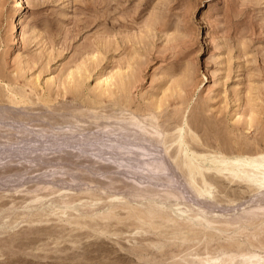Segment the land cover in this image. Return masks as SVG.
I'll return each mask as SVG.
<instances>
[{"label":"rangeland","instance_id":"obj_1","mask_svg":"<svg viewBox=\"0 0 264 264\" xmlns=\"http://www.w3.org/2000/svg\"><path fill=\"white\" fill-rule=\"evenodd\" d=\"M140 120L215 215L93 143ZM257 194L264 0H0V264H261L264 213L225 218Z\"/></svg>","mask_w":264,"mask_h":264},{"label":"bare ground","instance_id":"obj_2","mask_svg":"<svg viewBox=\"0 0 264 264\" xmlns=\"http://www.w3.org/2000/svg\"><path fill=\"white\" fill-rule=\"evenodd\" d=\"M19 21H21L20 19H19ZM21 23V22H20ZM20 25V24H19ZM18 27V26H17ZM6 106V105H5ZM138 116V115H137ZM141 118V117H140ZM148 118V117H147ZM109 125H111V124H109ZM147 125H149V123L146 121V120H140V122H136V121H134V129H132V130H130V131H128L127 133H125V132H119V131H117V129L115 130V129H106V130H101L92 140H93V143H101V145L103 146V147H105V148H119V149H122V150H131V151H134V165H131V167L133 168L134 167V169H139L141 166H143V165H146V164H148L150 161L151 162H153V161H155V162H157V163H161V164H163L164 166H166V167H168V169H170L171 171L170 172H172L173 173V175H175V177H176V179H177V183H176V188L178 189V192H179V194H180V196H181V202H183L185 205L184 206H186V207H189L188 209L190 210V209H192V211L193 210H196V211H199V212H201V214L203 215V217L204 218H206V219H208V218H210V217H212V214H214V213H212V211H210V209H208V207L202 202L201 204H203V205H200V202H198V201H196L195 199H197V198H195V196L191 193V194H189L188 192H187V189L188 188H186V187H184V186H186V184L184 183V182H182L183 181V179H185L184 177L182 178V176H181V174H179L178 172H176V170H175V164L172 162V159H171V157H170V155H169V153H168V151H167V148L165 147V142H164V133H162L161 131H157V135L156 136H159L160 138L156 141V140H154V139H152V138H150L149 136L150 135H152L148 130H147ZM106 126V125H105ZM126 126V125H125ZM26 127H27V125H26ZM109 127V126H108ZM111 127H113V126H111ZM189 132V131H188ZM75 135V134H74ZM37 136V135H36ZM67 137V136H66ZM65 135H64V140H65ZM70 137H72V136H70ZM80 138V137H79ZM92 138V137H91ZM43 139V138H42ZM56 139V138H55ZM60 139V138H59ZM58 139V140H59ZM63 138H61L60 140L61 141H63L62 140ZM69 138H67L66 139V144H67V142L70 140H68ZM73 138H71V140H72ZM37 140V139H36ZM181 140L182 141H184V138H183V136H181ZM43 141V140H42ZM61 141H59V142H61ZM91 141V140H90ZM89 141V142H90ZM95 141V142H94ZM71 142V141H70ZM70 142H68V143H70ZM92 142V141H91ZM62 143V142H61ZM84 143V142H83ZM85 143H86V141H85ZM93 143H92V145H93ZM63 144V143H62ZM61 144V145H62ZM74 144H75V142H74ZM77 144V143H76ZM89 144V143H88ZM59 145V144H58ZM64 145V144H63ZM69 145V144H68ZM95 145H97V144H95ZM100 145V146H101ZM67 146V145H66ZM69 146H71V145H69ZM101 146V147H102ZM97 148H99V147H97ZM21 149V148H20ZM51 149V148H50ZM22 150V149H21ZM82 150V149H81ZM86 150V149H85ZM88 150V149H87ZM86 150V151H87ZM116 149H114V151H115ZM64 151V150H63ZM100 152V151H99ZM113 152V151H112ZM122 152V151H121ZM116 153V152H115ZM100 154V153H99ZM104 155V154H103ZM117 155V154H116ZM102 156V155H101ZM104 157V156H103ZM133 159V158H132ZM243 160V159H242ZM209 161V160H208ZM212 161V163H214L215 162V160H211ZM214 161V162H213ZM221 161V160H220ZM230 161H231V159H230ZM229 161V162H230ZM35 162V161H34ZM217 162V161H216ZM243 162V161H242ZM245 162V161H244ZM250 162V161H249ZM249 162H248V164H249ZM254 162V161H253ZM219 163V162H218ZM220 163H223V162H220ZM255 163H257V162H255ZM209 164H210V162H209ZM228 164V163H227ZM226 164V165H227ZM207 165V164H206ZM229 165V164H228ZM244 165V164H243ZM216 166V165H215ZM234 166V165H233ZM261 166V165H260ZM158 167V166H157ZM241 167V166H240ZM243 167V166H242ZM148 168H149V166H148ZM218 168H220L221 169V167H218ZM237 169V168H236ZM219 170V169H218ZM227 170V169H226ZM222 171V170H221ZM224 171V170H223ZM230 172V171H229ZM241 172V171H240ZM247 172V171H246ZM145 174V173H144ZM240 174V173H239ZM238 174V175H239ZM246 175H247V173H246ZM147 176V175H146ZM135 177V176H134ZM139 177V176H138ZM237 178V177H236ZM235 178V179H236ZM245 182V181H244ZM188 185V184H187ZM258 191V190H257ZM256 191V192H257ZM138 193V192H137ZM260 193V192H259ZM258 193V194H259ZM136 194V193H135ZM134 194V196H137L138 194H136L135 195ZM185 194H188L189 195V198L191 199V200H189V199H187L188 197H186V196H184ZM256 195V197H253V199L251 200V201H249V204L248 205H244V206H241V207H238V208H236V209H234V210H232V211H228V214L225 216V218H229V219H233L234 217H242V219H243V221H244V219H246V218H250V216H258L259 214H260V212H263L264 213V196H263V194H260V195ZM261 195L263 196V198H261ZM164 196V195H163ZM170 196V195H169ZM175 197L176 195H172V197ZM138 197V196H137ZM166 197L167 196H164V199H166ZM171 197V196H170ZM170 197H168L169 199H171ZM173 197V198H174ZM179 197V196H178ZM191 197H193V199L191 198ZM135 198V197H134ZM160 199H163V197L161 196V197H159ZM158 198V199H159ZM176 198V197H175ZM131 199V198H130ZM155 200V199H154ZM157 200V199H156ZM135 201V200H134ZM137 201V200H136ZM176 201V200H175ZM141 202V201H140ZM139 201H138V203H140ZM153 202V201H152ZM155 202V201H154ZM41 203H43V202H41ZM49 203V202H48ZM136 203V205H137V202H135ZM151 203V202H150ZM148 204V206H146L145 205V202H143V204H144V206H146L147 208H148V213L151 215V213H153V212H158L157 210L159 209V205L161 206V207H163L162 205H163V203H161L160 202V204L159 205H157V204ZM206 203V202H205ZM164 204H166V203H164ZM141 206H142V204H140ZM50 206V205H49ZM168 206V205H167ZM76 207V206H75ZM160 207V208H161ZM222 207V206H221ZM141 208V207H140ZM165 208V207H164ZM211 208H213V207H211ZM145 209V212L144 211H142V212H144V215H145V213H146V208H144ZM106 210V209H105ZM222 210V209H221ZM191 211V212H192ZM217 211V210H216ZM220 211V210H219ZM221 212V211H220ZM219 212V213H220ZM147 213V214H148ZM158 213H162L161 211H159ZM177 213V212H176ZM193 213V212H192ZM198 212H196V214H197ZM218 212L216 213V215L218 214V215H222V214H219ZM146 214V215H147ZM148 214V215H149ZM157 214V213H156ZM182 214V213H181ZM184 214V213H183ZM153 215V214H152ZM155 215V214H154ZM193 215V214H192ZM198 215V214H197ZM200 215V214H199ZM198 215V216H199ZM215 215V214H214ZM160 216V215H159ZM184 216H186V215H184ZM196 216V215H195ZM152 217V216H151ZM158 217V216H157ZM202 217V216H201ZM200 217V218H201ZM202 217V218H203ZM214 217V216H213ZM264 217V216H263ZM142 218H144L143 216H142ZM155 218V217H154ZM200 219V220H202V222H204L203 221V219ZM252 218V217H251ZM254 218V217H253ZM190 219V218H189ZM194 219V218H193ZM196 219V218H195ZM217 219V218H216ZM216 219H214V220H216ZM153 220V219H152ZM192 220V219H191ZM196 220H198V219H196ZM221 220V221H220ZM251 220V219H250ZM147 221V220H146ZM206 221H208V220H206ZM219 221H220V223L222 222V219H219ZM218 221V219H217V222H219ZM224 221V220H223ZM237 221V220H236ZM235 220H233V222H234V224H235V222H236ZM241 221V220H240ZM209 223H211V222H209ZM214 223V222H213ZM212 223V224H213ZM225 223H227V222H225ZM263 223V222H262ZM205 224H207V223H205ZM240 224V223H239ZM241 224H243V222L241 223ZM253 224V223H252ZM252 224L251 225H249V226H252ZM204 225V224H203ZM214 225V224H213ZM245 225V224H244ZM255 225V223L253 224V226ZM217 226V225H216ZM263 226V225H262ZM261 226V227H262ZM209 227H211L210 225H209ZM235 228V226H232V228ZM213 228V227H212ZM215 228V227H214ZM247 228H248V226H247ZM216 229V228H215ZM229 229V228H228ZM251 229V228H250ZM235 230V229H234ZM252 231V230H251ZM260 232H261V230H259ZM254 232V231H253ZM255 232H256V226H255ZM252 235L254 236V234L252 233ZM250 237V236H249ZM256 237V236H255ZM252 238V237H251ZM251 245V244H250ZM252 246V245H251ZM255 256V255H254ZM245 257V256H244ZM247 257V256H246ZM254 258V257H253ZM252 259V258H251ZM250 259V260H251ZM256 260V259H255ZM251 264H254V263H251ZM261 264H264V259L262 260V263Z\"/></svg>","mask_w":264,"mask_h":264}]
</instances>
